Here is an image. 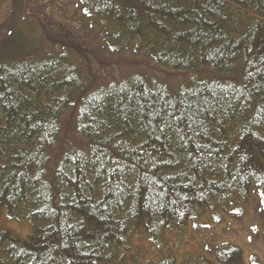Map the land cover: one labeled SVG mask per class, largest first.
<instances>
[{
    "label": "trees",
    "instance_id": "trees-1",
    "mask_svg": "<svg viewBox=\"0 0 264 264\" xmlns=\"http://www.w3.org/2000/svg\"><path fill=\"white\" fill-rule=\"evenodd\" d=\"M76 14L39 48L0 23V217L31 226H0V264H243L231 242L181 260L168 235L253 198L264 213V0H76Z\"/></svg>",
    "mask_w": 264,
    "mask_h": 264
},
{
    "label": "rangeland",
    "instance_id": "rangeland-1",
    "mask_svg": "<svg viewBox=\"0 0 264 264\" xmlns=\"http://www.w3.org/2000/svg\"><path fill=\"white\" fill-rule=\"evenodd\" d=\"M12 1L7 0L3 3L0 1V15L5 12L2 7L6 8ZM28 1L36 12L30 11L27 8L28 4L24 6ZM18 2L19 0H16V3ZM78 18L76 0H22L20 6L5 19L7 20L5 27L14 25V23L19 25L18 33L7 32L8 36L15 38V42L19 39L22 44H34L31 48H39L44 47L46 40L49 39L61 41L67 35V30L74 31V26H80ZM5 20H0V23ZM45 23L50 27L45 29ZM5 34V31H0V37L4 36L3 39H5ZM80 37L79 35L77 38L80 39ZM4 41L6 50L8 45L6 39ZM53 47L55 50H60L59 44H54ZM91 52L96 53L92 59V70L103 72L99 62L100 60L105 62L108 53L99 52V50ZM125 71L126 73L139 72L131 65ZM108 72L114 74L116 68L113 67ZM0 226L12 229L23 238L31 234V226L27 220L15 221L1 218ZM168 236L176 242L175 251L181 260L197 251L209 258H214L211 253L203 249L206 245L231 242L242 248L243 264H264V213L257 198L249 201L244 213L239 217L225 215L222 221H215L211 215L207 214L203 218L191 221L181 238V234L175 237L173 234Z\"/></svg>",
    "mask_w": 264,
    "mask_h": 264
},
{
    "label": "bare ground",
    "instance_id": "bare-ground-1",
    "mask_svg": "<svg viewBox=\"0 0 264 264\" xmlns=\"http://www.w3.org/2000/svg\"><path fill=\"white\" fill-rule=\"evenodd\" d=\"M203 217H205V216H202L201 218H203ZM1 218H6V219H8V218L5 217V216L0 217V219H1ZM8 220H10V219H8ZM184 230H185V229H184ZM184 230L181 232V236H180V238L185 234V231H184Z\"/></svg>",
    "mask_w": 264,
    "mask_h": 264
}]
</instances>
